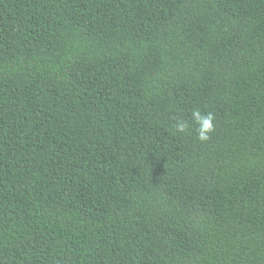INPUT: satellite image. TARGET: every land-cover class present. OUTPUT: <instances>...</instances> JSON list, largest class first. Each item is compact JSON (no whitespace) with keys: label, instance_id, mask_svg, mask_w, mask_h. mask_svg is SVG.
Instances as JSON below:
<instances>
[{"label":"trees","instance_id":"obj_1","mask_svg":"<svg viewBox=\"0 0 264 264\" xmlns=\"http://www.w3.org/2000/svg\"><path fill=\"white\" fill-rule=\"evenodd\" d=\"M0 264H264V0H0Z\"/></svg>","mask_w":264,"mask_h":264},{"label":"clouds","instance_id":"obj_2","mask_svg":"<svg viewBox=\"0 0 264 264\" xmlns=\"http://www.w3.org/2000/svg\"><path fill=\"white\" fill-rule=\"evenodd\" d=\"M191 118L196 125V138L200 142H205L210 139V134L215 131L214 120L215 117L213 113L207 112L202 113L200 109L196 108L191 111ZM189 125L183 119H177L175 125V131L177 133H185L188 131Z\"/></svg>","mask_w":264,"mask_h":264}]
</instances>
